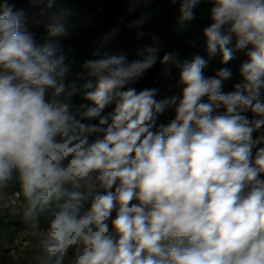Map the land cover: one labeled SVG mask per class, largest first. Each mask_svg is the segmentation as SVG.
Returning <instances> with one entry per match:
<instances>
[{
  "label": "clouds",
  "instance_id": "1",
  "mask_svg": "<svg viewBox=\"0 0 264 264\" xmlns=\"http://www.w3.org/2000/svg\"><path fill=\"white\" fill-rule=\"evenodd\" d=\"M17 213L30 264H264V0H0Z\"/></svg>",
  "mask_w": 264,
  "mask_h": 264
},
{
  "label": "trees",
  "instance_id": "2",
  "mask_svg": "<svg viewBox=\"0 0 264 264\" xmlns=\"http://www.w3.org/2000/svg\"><path fill=\"white\" fill-rule=\"evenodd\" d=\"M82 7L92 11L103 9V12L98 14L104 23H108L119 14L118 10L122 6L117 4H85ZM198 32L199 29L193 26L192 30L186 34L170 32L169 39L174 47L183 54H187L184 50V42L188 38H195ZM20 219L19 213L15 216L9 214L0 217V264H30L32 238L29 232L24 230L23 225L19 222ZM24 242L28 243L25 247H23Z\"/></svg>",
  "mask_w": 264,
  "mask_h": 264
},
{
  "label": "built area",
  "instance_id": "3",
  "mask_svg": "<svg viewBox=\"0 0 264 264\" xmlns=\"http://www.w3.org/2000/svg\"><path fill=\"white\" fill-rule=\"evenodd\" d=\"M27 244H28L27 242H24L23 247H25Z\"/></svg>",
  "mask_w": 264,
  "mask_h": 264
}]
</instances>
